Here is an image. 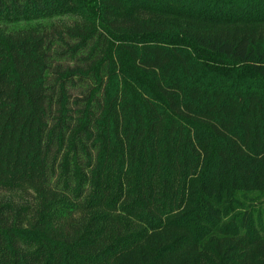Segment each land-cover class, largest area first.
<instances>
[{"label": "trees", "instance_id": "obj_1", "mask_svg": "<svg viewBox=\"0 0 264 264\" xmlns=\"http://www.w3.org/2000/svg\"><path fill=\"white\" fill-rule=\"evenodd\" d=\"M0 190V264H264V0H0Z\"/></svg>", "mask_w": 264, "mask_h": 264}, {"label": "rangeland", "instance_id": "obj_2", "mask_svg": "<svg viewBox=\"0 0 264 264\" xmlns=\"http://www.w3.org/2000/svg\"><path fill=\"white\" fill-rule=\"evenodd\" d=\"M73 19L71 18H54L51 21H42L40 22L46 26H68L73 23ZM251 202L253 203V207L255 208V212L260 214V218L264 221V196L257 197L256 195H251ZM30 197L23 193V192H15V193H8L5 191L0 190V201H13L18 205H27L30 201ZM254 212V213H255ZM264 223V222H262ZM263 225V224H262ZM264 228V226H263ZM260 246L253 247L250 252L252 254L253 259L259 258L260 260L264 258V230L263 233L260 235ZM258 248V251L256 250Z\"/></svg>", "mask_w": 264, "mask_h": 264}]
</instances>
